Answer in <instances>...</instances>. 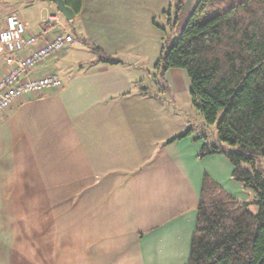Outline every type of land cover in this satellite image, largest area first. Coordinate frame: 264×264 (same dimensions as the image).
I'll list each match as a JSON object with an SVG mask.
<instances>
[{"label": "crops", "instance_id": "1", "mask_svg": "<svg viewBox=\"0 0 264 264\" xmlns=\"http://www.w3.org/2000/svg\"><path fill=\"white\" fill-rule=\"evenodd\" d=\"M185 1L192 13L198 0ZM40 2L49 1L36 0L37 19L34 0H0V27L12 9L39 34L57 13ZM173 3L82 0L66 25L80 47L30 74H56L61 88L0 115V264H186L203 177L243 194L224 156L199 157L204 134L166 102L168 86L148 74L131 37ZM83 39L119 63L97 61Z\"/></svg>", "mask_w": 264, "mask_h": 264}, {"label": "trees", "instance_id": "2", "mask_svg": "<svg viewBox=\"0 0 264 264\" xmlns=\"http://www.w3.org/2000/svg\"><path fill=\"white\" fill-rule=\"evenodd\" d=\"M62 1L79 15L82 0ZM172 6L173 19L171 9L163 13L171 29L183 4ZM82 42L97 61L119 63ZM177 69L187 73L191 104L205 125H216L218 146L204 144L199 157L224 156L232 180L254 194L239 200L203 177L186 264H264V0H198L181 34L164 44L157 81Z\"/></svg>", "mask_w": 264, "mask_h": 264}, {"label": "built area", "instance_id": "3", "mask_svg": "<svg viewBox=\"0 0 264 264\" xmlns=\"http://www.w3.org/2000/svg\"><path fill=\"white\" fill-rule=\"evenodd\" d=\"M9 14L0 27V115L15 101L62 86L56 74L31 77L30 74L56 55L73 48L76 41L66 30L64 19L56 14L43 21L39 34L27 33V26L16 13Z\"/></svg>", "mask_w": 264, "mask_h": 264}, {"label": "rangeland", "instance_id": "4", "mask_svg": "<svg viewBox=\"0 0 264 264\" xmlns=\"http://www.w3.org/2000/svg\"><path fill=\"white\" fill-rule=\"evenodd\" d=\"M34 4V13L36 18L38 19L40 15L39 8H37L36 0ZM39 1V0H37ZM179 1V0H178ZM181 2H185V0H180ZM44 3L46 5H52L49 2H40ZM18 6V5H17ZM24 6V5H22ZM175 7L172 6L171 10V18L173 19ZM25 11V9H22ZM14 11L12 9L4 11V17L8 16L9 14H14ZM193 12V11H192ZM30 13V10L27 12ZM192 13H188L185 11H180L178 13V20L173 29H171L167 24V18L166 16L161 13L156 18V24L159 27H156L152 22H143L136 26L134 31V34H131V37L133 38L136 33L140 40H137L140 43V47L143 50V54L147 58H143L142 60L145 63L146 71L148 70V74L154 76L157 78V72L154 71V66L159 59L160 52L162 48L164 47V44L169 45L173 39L177 38L182 30L185 28L188 19ZM70 29H72L71 23L68 25ZM161 28H164L165 31H162ZM70 32H72L70 30ZM75 47H80L77 42ZM171 71V70H170ZM168 71L166 74L164 81L162 78L160 79V85L163 87L168 86L171 95L168 94V92L165 94L166 102L169 103L171 100H175L178 102L179 107L182 110L183 115L187 116L188 119L191 121L193 126H191V129L197 130L198 135L204 134L207 141V146H218L217 141V132H216V125L212 126H206L204 123V120L199 115L198 111L192 106L190 96H189V90H190V81L187 76V73L184 70H173L172 72ZM222 117V112H220L217 116V121L220 120ZM241 187V186H240ZM243 194L240 196V199H244L245 201H249L253 198V193L248 189H243ZM252 211H255L253 208Z\"/></svg>", "mask_w": 264, "mask_h": 264}, {"label": "water", "instance_id": "5", "mask_svg": "<svg viewBox=\"0 0 264 264\" xmlns=\"http://www.w3.org/2000/svg\"><path fill=\"white\" fill-rule=\"evenodd\" d=\"M47 1L55 5L57 12L64 17L66 22L74 20L75 13L70 8L65 6L62 0H47Z\"/></svg>", "mask_w": 264, "mask_h": 264}]
</instances>
